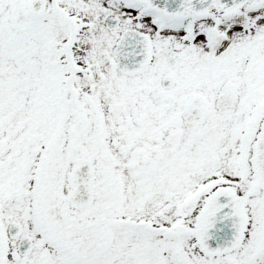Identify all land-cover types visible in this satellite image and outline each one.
Segmentation results:
<instances>
[{
    "label": "snow or ice",
    "instance_id": "6c2138e0",
    "mask_svg": "<svg viewBox=\"0 0 264 264\" xmlns=\"http://www.w3.org/2000/svg\"><path fill=\"white\" fill-rule=\"evenodd\" d=\"M0 264H264V0H0Z\"/></svg>",
    "mask_w": 264,
    "mask_h": 264
}]
</instances>
